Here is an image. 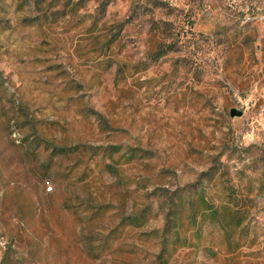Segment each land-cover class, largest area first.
I'll use <instances>...</instances> for the list:
<instances>
[{
	"label": "rangeland",
	"instance_id": "374dc122",
	"mask_svg": "<svg viewBox=\"0 0 264 264\" xmlns=\"http://www.w3.org/2000/svg\"><path fill=\"white\" fill-rule=\"evenodd\" d=\"M0 264H264V0H0Z\"/></svg>",
	"mask_w": 264,
	"mask_h": 264
},
{
	"label": "trees",
	"instance_id": "16d2710c",
	"mask_svg": "<svg viewBox=\"0 0 264 264\" xmlns=\"http://www.w3.org/2000/svg\"><path fill=\"white\" fill-rule=\"evenodd\" d=\"M199 202L201 203V205H203V206H207L206 203H205L202 199H201ZM205 211H206V212H207V211H211L213 214H217V208H216V207H213V208H211L210 210H208L207 207H206Z\"/></svg>",
	"mask_w": 264,
	"mask_h": 264
},
{
	"label": "water",
	"instance_id": "95a60500",
	"mask_svg": "<svg viewBox=\"0 0 264 264\" xmlns=\"http://www.w3.org/2000/svg\"><path fill=\"white\" fill-rule=\"evenodd\" d=\"M241 114H242L241 111H238V110H236V109H234V108H232V109L230 110V116H240Z\"/></svg>",
	"mask_w": 264,
	"mask_h": 264
}]
</instances>
